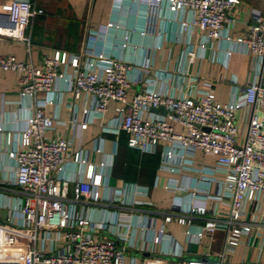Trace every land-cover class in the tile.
Wrapping results in <instances>:
<instances>
[{
	"label": "built area",
	"instance_id": "2783aa9c",
	"mask_svg": "<svg viewBox=\"0 0 264 264\" xmlns=\"http://www.w3.org/2000/svg\"><path fill=\"white\" fill-rule=\"evenodd\" d=\"M140 1L146 5L142 34L154 31L165 3L173 16L188 14L179 20L181 33H201L197 50L191 46L186 50L187 62L200 57L199 50L209 42L223 39L252 55V79L225 103L210 90L198 95L174 94L157 87H145L128 99V90L141 81L140 69L138 64L115 58L109 46L97 55L85 52L68 56L56 50L38 66L13 54L0 56V69L16 73L20 98L28 99L30 108L21 131L17 135L7 132L4 146L0 144V152L13 166L11 180L0 184L10 187L7 192L0 191V209L7 210L0 222V264H125L128 249L155 252L158 246L163 253L180 256L178 242L166 232L168 223L186 226L183 233L194 242L203 238L211 242L216 230L224 231L225 237L217 262L164 264H227L231 250L244 238L252 233L260 235L247 219L250 209L256 210L264 202V120L249 110L256 103L264 108V19L232 36L228 29L235 21L240 0ZM43 13L35 0L0 3V36L20 41L30 49L27 27ZM112 36L108 32L107 37ZM116 39L117 46H127L128 35ZM162 75L164 78L160 71L152 81L161 80ZM55 79L63 82V92L72 91L75 109L77 102L83 100L85 104L88 99L89 107L103 119L114 102L116 115L104 129L124 131L129 147L155 153L163 143L162 162L177 166L191 164L196 152L213 154L215 166L201 167L220 170L223 176L216 193L208 195L213 204L211 217L201 224L193 223L194 218H204L207 210L192 207L186 214L162 213L163 225L158 226L157 218L144 212L151 206L146 186L107 184L113 154L93 163L81 150H71L72 136H50L55 117L38 106V97L52 90ZM159 107L165 112L152 110ZM240 111L247 112L243 133ZM221 206L227 208L224 214ZM220 215L223 218L217 219ZM131 264H136L135 256Z\"/></svg>",
	"mask_w": 264,
	"mask_h": 264
},
{
	"label": "crops",
	"instance_id": "0c3cea01",
	"mask_svg": "<svg viewBox=\"0 0 264 264\" xmlns=\"http://www.w3.org/2000/svg\"><path fill=\"white\" fill-rule=\"evenodd\" d=\"M6 0H0V3ZM35 4L44 10L27 27L31 36L28 49L17 40L0 36V56L13 54L18 60H30L34 65L41 64L44 57L52 56L56 50L67 52L68 56L93 52L97 55L104 46H109L115 58L138 64L141 81L128 90V99L145 87L167 88L178 94L186 92L197 94L210 90L222 103L227 102L234 91L241 92L250 82L254 71V59L251 54L240 51L234 42L217 39L209 42L201 56L194 62H187L186 50L189 46L197 50L201 33L179 31V20L188 14L173 16L165 3L153 32L141 33L145 26L146 5L140 0H35ZM264 19V0H240L235 21L228 33L236 36L249 24ZM108 32L113 36L107 37ZM128 35V44L121 48L116 45L117 37ZM108 38L111 40L108 41ZM162 72L161 80L153 82L157 73ZM186 71L187 74H181ZM195 81H194V80ZM63 82L55 79L53 88L38 97V106L47 115L55 117L54 128L50 136L73 137L71 150H81L93 163L100 162L105 154L112 155V170L107 179L109 186H122L126 182L137 183L148 188L151 206L144 212L157 218L158 226L163 225L162 213H188L192 207H204V218H194L195 224H201L211 217L209 209L212 202L209 194L218 190L219 180L223 177L220 170H203V165H214L215 156L211 153L196 152L191 164L177 166L166 164L161 159L160 144L155 153L142 152L129 147L124 131L111 132L105 128L107 121L115 115V103L99 116L89 107L87 99L77 102L72 91H62ZM255 111L264 120V108L256 103L249 113ZM29 100L21 99L16 73L0 69V144L4 146L7 132L17 135L29 114ZM246 111L238 113L241 133L245 130ZM73 120V123L70 122ZM174 129L180 128L174 125ZM13 166L0 152V184L2 180H11ZM7 185L0 186V191L7 192ZM221 206V214L226 212ZM247 221L260 232L243 239L225 260L227 264H264V202L256 210L250 209ZM222 219L223 215L217 216ZM166 232L178 242L180 256L163 253L160 246L155 252L128 249L125 264H131L136 257V264L179 263L187 260L219 261L218 253L224 243L225 233L216 230L211 242L188 240L183 230L184 225L168 223ZM213 244V245H212Z\"/></svg>",
	"mask_w": 264,
	"mask_h": 264
},
{
	"label": "water",
	"instance_id": "95a60500",
	"mask_svg": "<svg viewBox=\"0 0 264 264\" xmlns=\"http://www.w3.org/2000/svg\"><path fill=\"white\" fill-rule=\"evenodd\" d=\"M153 111H160L162 113L165 112V110L162 108V107H159V108H153L152 109ZM6 214H7V210L6 209H0V218L1 219H5L6 218Z\"/></svg>",
	"mask_w": 264,
	"mask_h": 264
},
{
	"label": "rangeland",
	"instance_id": "374dc122",
	"mask_svg": "<svg viewBox=\"0 0 264 264\" xmlns=\"http://www.w3.org/2000/svg\"><path fill=\"white\" fill-rule=\"evenodd\" d=\"M0 222H3V220L0 218ZM213 245V244H212Z\"/></svg>",
	"mask_w": 264,
	"mask_h": 264
}]
</instances>
